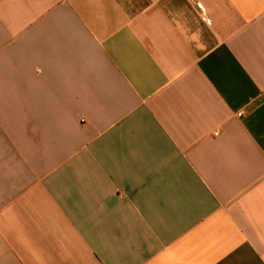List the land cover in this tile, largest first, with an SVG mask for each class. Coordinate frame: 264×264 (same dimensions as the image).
<instances>
[{
  "label": "crops",
  "instance_id": "0c3cea01",
  "mask_svg": "<svg viewBox=\"0 0 264 264\" xmlns=\"http://www.w3.org/2000/svg\"><path fill=\"white\" fill-rule=\"evenodd\" d=\"M0 264H264V0H0Z\"/></svg>",
  "mask_w": 264,
  "mask_h": 264
}]
</instances>
